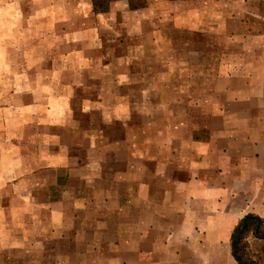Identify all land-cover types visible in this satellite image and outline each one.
Returning <instances> with one entry per match:
<instances>
[{
  "label": "rangeland",
  "instance_id": "rangeland-1",
  "mask_svg": "<svg viewBox=\"0 0 264 264\" xmlns=\"http://www.w3.org/2000/svg\"><path fill=\"white\" fill-rule=\"evenodd\" d=\"M113 1L0 0L1 106L7 105V100L12 97H15L14 102L20 108L31 104L36 97H52L65 93L71 98L73 113L68 130L80 127L78 131H84L85 135L80 142L84 147L88 145L89 136H94V140L100 144H120L122 140L129 143L130 176L137 183L139 180L153 179L154 175H170L172 171L168 163L171 157L175 164L176 151L178 159L179 154L184 157L188 153L185 149H180V145L177 149L174 144L183 140L202 139L199 129L202 120L197 111L199 107H193L195 115L192 118L171 117L175 108L173 111L170 106V95H177L175 90L178 94L185 93L187 57L196 66L194 76L201 78V73L207 68L211 83L220 80L218 86L211 87L210 84L208 87L211 97L213 93H219L225 88L232 89L238 84H242L240 89H243L247 83L251 82V86H254L263 82L264 0H193L196 6L192 11L195 14L202 9L197 3H202L205 8L204 27L189 33L171 29L169 22H163L158 28L161 30L157 33L158 37L154 39L129 36L127 24L123 21L126 2H115L114 8L118 16L115 22L107 23L104 21L106 18H98L97 25L93 14L108 11ZM129 1L133 7L145 3V0ZM93 3L96 5L95 11ZM109 12L111 13V9ZM143 45V54L131 51L132 48L135 47V50L137 46ZM187 45L193 46L194 54L187 55ZM221 61L227 64L225 70L217 69V62ZM234 63L241 64L237 69H229ZM176 64L179 65V70L174 71L171 67ZM176 73L177 82L173 81L172 84ZM206 88L195 84L192 92L194 96L200 95ZM86 98L90 100H85ZM254 104L248 101L244 105L249 107ZM179 105L180 114L187 105L184 101ZM87 107L95 110L90 113L82 112ZM36 121L41 119L29 124L32 125L29 137L34 135L36 138L43 133V127H37L43 124L35 123ZM177 127L178 131L183 132L175 133ZM59 128V125H49L48 135L64 133V129ZM91 130L96 133L86 134ZM71 135L73 138L79 136ZM38 142L49 145L46 138ZM155 151L165 154L158 157L162 166L154 163ZM84 152L88 160L94 154L92 151ZM114 154L119 157L116 162L121 163L122 149L116 148ZM88 160H84L85 163L81 166L74 165L57 171L48 167H36L32 172L34 177L29 176V191L33 192V198L37 200L56 202L64 195L62 192L78 199L84 198L75 205L86 207L82 208V213L73 212L72 202L66 204L67 213L63 222L69 227L74 223L76 232L81 233L85 241L94 236L90 219L95 211L98 212L95 215L99 216V221L104 222L97 226V246L68 245L63 247L67 256L51 264H150L142 257L144 253L141 260L137 254H122V247L115 241V232L122 226V215L118 212L111 214L108 209L113 205L120 207L121 199L112 200L105 196L98 200L92 199L99 192L103 191L105 194L107 189L115 186L116 180L113 183L108 182L105 177L113 167H107V170L105 166L99 167L98 172L103 169V176L94 183V174L91 171L93 168L88 166ZM116 168L118 176L121 167ZM124 168L128 174L127 167ZM92 184L97 190L92 188ZM160 194L163 195L162 190ZM89 207L92 208V214L88 212ZM36 216L45 218L46 215L37 213ZM145 217L150 218L149 215ZM53 218L57 220L53 216H48L45 220L52 222ZM69 231L66 230L67 233ZM261 233L264 234V226ZM250 234L248 232L243 235L241 241L242 255L247 259L246 238ZM160 241L162 243L156 246L148 244L147 241L142 249L146 250L145 253L156 251L162 258L171 255L177 257V263H186L192 259L190 245L182 243L180 246H166L169 240L165 236Z\"/></svg>",
  "mask_w": 264,
  "mask_h": 264
},
{
  "label": "crops",
  "instance_id": "crops-1",
  "mask_svg": "<svg viewBox=\"0 0 264 264\" xmlns=\"http://www.w3.org/2000/svg\"><path fill=\"white\" fill-rule=\"evenodd\" d=\"M115 2H126L123 21L127 24L129 36L133 38L158 37L157 33L161 31L158 28L163 22H169L171 29L189 33L204 27L205 8L202 3H197L202 9L195 14L192 11L196 6L193 0H145L136 9L130 8L129 0H114L111 2L112 7H108L111 13L109 9L93 14L97 25L98 18H106L104 21L107 23L117 20ZM134 48L131 51L135 54L142 53L144 45ZM185 50L187 55L194 54L193 46L187 45ZM188 58L185 61V93L178 94L175 90L177 95H170V106L173 111L175 108L171 117L192 118L195 115L193 107H199L197 111L202 120L199 127L202 139L183 140L174 144L177 149L180 145V149L188 153L184 157L179 154L178 159L176 151L175 164L171 157L168 163L172 171L170 175H154L153 179L139 180L137 183L130 176L129 143L122 140L120 144H100L94 140V136H89L88 145L84 147L80 144L84 131L79 132L80 127L68 130L73 113L71 98L65 93L36 97L31 104L20 108L14 102L15 97H9L8 104L4 106H1L0 98V264H51L67 256L63 247L98 245L97 226L104 222L95 215L97 211L90 219L94 236L89 241L76 232L74 223L69 227L63 222L68 202L74 204L73 212H84L82 208L86 207L75 206L78 201H83V197L78 199L62 192L64 195L53 202L37 200L33 198V192L29 191V176L34 177L32 172L36 167L57 171L74 165L81 166L84 160H88L85 150L94 153L88 160V166L93 168L94 183L103 176V169L98 172L99 167L105 166L106 170L107 167H113L105 177L108 182L116 180L115 186L107 189L105 194L99 192L92 199L98 200L103 196L112 200L121 199L120 207L113 205L108 209L111 214L118 212L122 215V226L116 231L123 233L115 232V241L122 247V254H137L139 260L144 257L150 264H238L232 256L233 230L248 214L264 220V80L254 86H251V82L244 84L243 89H240L242 84L232 89L225 88L211 97L208 87L210 84L211 87L218 86L220 80L211 83L207 68L201 73V78L194 76L196 66ZM240 64L234 63L229 69H237ZM176 65H172L171 69L179 70V65ZM226 68V63L217 62V69ZM176 78L177 73L172 78V84L173 81L177 82ZM195 84L207 88L194 96L192 86ZM183 101L187 106L179 114V103ZM248 101L255 104L247 107L244 104ZM92 110L95 109L87 107L82 112L90 113ZM37 119H41L35 123L43 124L37 126L43 127V133L36 138L34 135L29 137V131L32 132V125L29 124H34ZM49 125H59L64 133L49 136ZM179 132L183 131H178L177 127L175 133ZM95 133L91 130L86 134ZM71 134L79 136L73 138ZM44 138L49 145L38 144ZM119 147L122 149L121 163L116 162L119 157L114 154ZM153 154L156 157L155 165L162 166L158 157L164 156V152L155 151ZM116 166L121 167L118 176ZM124 167H127L128 174ZM92 188L95 190V185L92 184ZM161 190L163 195L160 194ZM91 209H88L90 214ZM37 213L45 214V218L57 217L58 221L54 218L52 222L46 221L44 217L36 216ZM146 215L150 218L147 219ZM66 230H70L69 233ZM162 236L169 240L166 246H180L182 243L190 245L192 259L177 263V257L172 255L162 258L156 251L145 253L143 244L148 241L152 246L159 245ZM246 242L247 257L255 264H264V239L256 238L251 233ZM112 244L116 245L115 242Z\"/></svg>",
  "mask_w": 264,
  "mask_h": 264
},
{
  "label": "trees",
  "instance_id": "trees-1",
  "mask_svg": "<svg viewBox=\"0 0 264 264\" xmlns=\"http://www.w3.org/2000/svg\"><path fill=\"white\" fill-rule=\"evenodd\" d=\"M176 1V0H170ZM131 9H136L137 6L133 7L130 5ZM96 10V5L93 3V11ZM264 226V220L254 216L252 214L246 215L239 224L233 230L231 235V248H232V256L238 264H255L250 259L244 258L242 255V245L241 241L243 239V235L248 232H251L252 235L256 238L264 239V234H262V228Z\"/></svg>",
  "mask_w": 264,
  "mask_h": 264
}]
</instances>
